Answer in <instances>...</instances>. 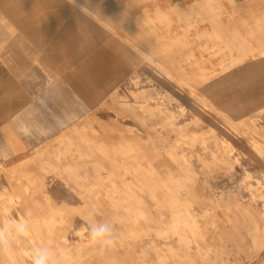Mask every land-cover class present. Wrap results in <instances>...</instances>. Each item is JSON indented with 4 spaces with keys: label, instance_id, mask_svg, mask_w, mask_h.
I'll list each match as a JSON object with an SVG mask.
<instances>
[{
    "label": "rangeland",
    "instance_id": "obj_1",
    "mask_svg": "<svg viewBox=\"0 0 264 264\" xmlns=\"http://www.w3.org/2000/svg\"><path fill=\"white\" fill-rule=\"evenodd\" d=\"M189 1L173 0L168 15L158 11L154 27L150 21L136 23L147 36L157 30L156 48L127 35L118 37L122 49L98 57L116 58V67L105 81L93 84L99 95L95 111L107 109L138 123L133 132L140 146L126 147L119 156L139 164L123 174L135 178L134 186L153 201L151 207L159 215L173 213L169 231L157 233L158 238L188 233L189 242L181 244L197 257L215 254L219 264H264V0H196L194 6ZM24 36L16 31L15 45L28 41ZM35 53L0 49V72L13 76L14 90L8 93L15 95L2 97L5 83L0 81V142L2 126L6 121L17 126L23 107L32 109L24 116L31 121L44 116L34 113L38 108L55 110L54 98L38 97L44 88L37 81L48 71L38 70ZM54 151L51 147L49 155ZM43 154L35 151L24 166L37 165ZM22 166L7 168L0 161V225L21 218L23 196L37 193L29 188L44 182L37 171ZM159 189H174L173 202L157 200ZM30 228L24 237L9 235L0 264H28L31 250L41 243ZM139 239L124 235L117 242L123 248Z\"/></svg>",
    "mask_w": 264,
    "mask_h": 264
},
{
    "label": "crops",
    "instance_id": "obj_2",
    "mask_svg": "<svg viewBox=\"0 0 264 264\" xmlns=\"http://www.w3.org/2000/svg\"><path fill=\"white\" fill-rule=\"evenodd\" d=\"M65 2L75 3L83 11L75 12ZM174 6L173 0H0V49L36 51L38 70L48 71V76L37 81L44 88L38 90V97H52L56 104L55 110L33 108L34 113L44 114L37 121L24 119L32 110L24 107L17 126L6 121L0 161L7 168L22 163L23 171H37L38 177H44L43 183L29 188L38 189L37 193L23 196L22 217L15 219H25V212L30 211L28 225L38 241L51 243L47 245L55 251L56 264H219L215 254L203 259L185 248L181 242H189L188 233L158 238L157 233L169 231L173 213L161 210L159 215L151 207L153 201L134 186L135 178L123 174L139 164L131 156H119L126 147L140 146L139 135L133 132L138 123L107 109L95 111L94 106V98L99 96L94 82L105 81L104 75L109 76L111 67H116V58L98 57L122 49L120 38L127 39V35L137 44L145 39L149 48H156L157 30L147 36L136 23L150 21L154 27L158 11L168 15ZM15 30L28 41L15 45ZM0 81L5 83L1 91L6 92L1 96L6 100L14 97L8 93L14 90L13 76L1 71ZM47 82L53 85L47 87ZM58 138L69 141L58 144ZM51 147L53 155H49ZM35 151H44L37 165L24 166ZM42 162L47 163L44 171ZM154 193L157 200L173 202L174 189ZM97 220L113 223L117 239L124 235L140 239L128 247L122 248L118 242L101 247L88 236V225Z\"/></svg>",
    "mask_w": 264,
    "mask_h": 264
},
{
    "label": "clouds",
    "instance_id": "obj_3",
    "mask_svg": "<svg viewBox=\"0 0 264 264\" xmlns=\"http://www.w3.org/2000/svg\"><path fill=\"white\" fill-rule=\"evenodd\" d=\"M30 211L25 212V219L18 220L12 218L7 224L0 225V249H6L10 246L11 241L8 240L9 235L17 238L24 237L29 232L27 217ZM88 236L98 242L101 247H111L117 242L116 227L108 221H94L88 225ZM30 264H56V254L49 245L37 246L31 250Z\"/></svg>",
    "mask_w": 264,
    "mask_h": 264
}]
</instances>
